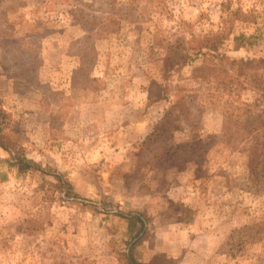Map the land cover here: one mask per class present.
I'll return each mask as SVG.
<instances>
[{"label": "rangeland", "instance_id": "rangeland-1", "mask_svg": "<svg viewBox=\"0 0 264 264\" xmlns=\"http://www.w3.org/2000/svg\"><path fill=\"white\" fill-rule=\"evenodd\" d=\"M0 141V264H264V0H0Z\"/></svg>", "mask_w": 264, "mask_h": 264}, {"label": "trees", "instance_id": "trees-1", "mask_svg": "<svg viewBox=\"0 0 264 264\" xmlns=\"http://www.w3.org/2000/svg\"><path fill=\"white\" fill-rule=\"evenodd\" d=\"M223 37L224 36L222 34H219V35L214 36L212 39L208 38L207 40L210 43H207L205 45V47H200L201 49L199 50V52L203 51L204 49L208 50L209 52H217L219 50V45L222 44ZM244 40H245V37L243 35L238 36V37H234V43L236 44L235 48L236 49L240 48L242 46V43ZM162 96H163V92H161L159 94L157 99L160 100ZM171 117H172V113L167 112L166 115L164 116V118L160 121V123H157L153 127L151 133L147 137L144 138L142 143L147 145L148 143H151L154 140H156L158 137H160V138L166 137L169 132H172L171 130H173V129H171V124H172ZM0 146L13 157V160H14L13 162L16 164L19 171L24 172V171L30 170L31 168H36V165L32 161L26 159L25 156L19 155V154L15 155L9 149V147L7 145H5V143L3 141H0ZM165 155L172 156V153L171 154L165 153ZM171 159H173V157ZM171 159L169 160V162L171 161ZM53 177L56 178V180L58 181L60 186H67L64 183V181L60 175H54ZM68 195L75 197V198L77 197V195H75V193H73L71 191L69 192ZM138 223H140L142 225V222L140 220H138Z\"/></svg>", "mask_w": 264, "mask_h": 264}]
</instances>
